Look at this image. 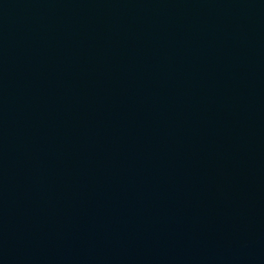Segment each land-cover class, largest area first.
Wrapping results in <instances>:
<instances>
[{"label":"water","instance_id":"obj_1","mask_svg":"<svg viewBox=\"0 0 264 264\" xmlns=\"http://www.w3.org/2000/svg\"><path fill=\"white\" fill-rule=\"evenodd\" d=\"M0 264H264V0H0Z\"/></svg>","mask_w":264,"mask_h":264}]
</instances>
